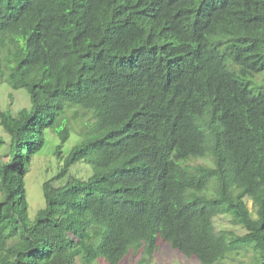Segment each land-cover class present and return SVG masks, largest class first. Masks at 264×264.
I'll return each mask as SVG.
<instances>
[{
    "label": "trees",
    "instance_id": "16d2710c",
    "mask_svg": "<svg viewBox=\"0 0 264 264\" xmlns=\"http://www.w3.org/2000/svg\"><path fill=\"white\" fill-rule=\"evenodd\" d=\"M4 83L0 264H264V0H0Z\"/></svg>",
    "mask_w": 264,
    "mask_h": 264
},
{
    "label": "rangeland",
    "instance_id": "374dc122",
    "mask_svg": "<svg viewBox=\"0 0 264 264\" xmlns=\"http://www.w3.org/2000/svg\"><path fill=\"white\" fill-rule=\"evenodd\" d=\"M30 99L26 90L21 89L15 91L8 83L0 85V111L10 114H16L19 110L29 107ZM76 131L79 130V125L76 123ZM8 141L7 135L3 132L0 126V140ZM79 137L76 133L71 134L70 140L64 145V151L67 153L78 141ZM56 142V141H55ZM6 145H0V155H4ZM56 165L52 152L43 153L40 157L34 160L28 175V192L31 197L32 208L31 212L34 214L35 210L41 205V187L40 184L54 174V166ZM73 176L88 177V166L84 163L73 167L71 171ZM215 225L218 230L232 229L239 234H243L244 230L233 223L228 216H220L216 218ZM139 257H127L122 264H138ZM98 264H107L100 260ZM150 264H199L196 259H189L178 251L172 250L167 244L162 243L159 253ZM234 264H252L250 255L242 256L236 260Z\"/></svg>",
    "mask_w": 264,
    "mask_h": 264
}]
</instances>
